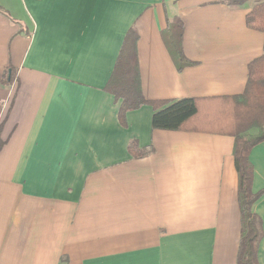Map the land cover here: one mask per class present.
I'll use <instances>...</instances> for the list:
<instances>
[{"label": "crops", "instance_id": "crops-1", "mask_svg": "<svg viewBox=\"0 0 264 264\" xmlns=\"http://www.w3.org/2000/svg\"><path fill=\"white\" fill-rule=\"evenodd\" d=\"M254 5L0 0V264L237 263L234 138L154 130L147 105L124 126L104 88L134 28L147 100L242 95L264 55L246 25ZM173 17L195 63L182 71L162 39ZM135 141L147 155L130 154ZM250 161L264 191V143ZM253 211L264 231V194Z\"/></svg>", "mask_w": 264, "mask_h": 264}, {"label": "trees", "instance_id": "trees-1", "mask_svg": "<svg viewBox=\"0 0 264 264\" xmlns=\"http://www.w3.org/2000/svg\"><path fill=\"white\" fill-rule=\"evenodd\" d=\"M247 1L255 5L246 17L249 29L264 34V0H219L220 3L240 7ZM0 13L7 12L0 8ZM184 22L179 17L168 19L162 39L178 71L195 65L184 55ZM138 32L131 28L126 35L112 76L104 91L121 101L119 118L126 125V114L143 106L152 107L154 130L197 132L234 138L233 157L238 176V203L241 236L236 264H259L258 250L264 236L261 218L253 211L264 191L254 192V167L250 161L252 150L264 143V55L248 66L245 91L239 96L214 98H184L181 100L150 101L144 97L141 85L137 44ZM10 83H13L14 70ZM1 132V131H0ZM4 143L0 140V150ZM133 157L147 155L132 142Z\"/></svg>", "mask_w": 264, "mask_h": 264}]
</instances>
